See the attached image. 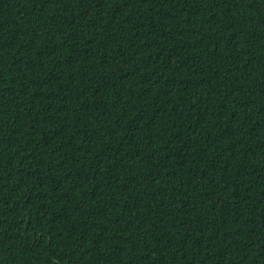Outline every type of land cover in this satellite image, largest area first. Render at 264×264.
I'll use <instances>...</instances> for the list:
<instances>
[{
    "label": "trees",
    "instance_id": "obj_1",
    "mask_svg": "<svg viewBox=\"0 0 264 264\" xmlns=\"http://www.w3.org/2000/svg\"><path fill=\"white\" fill-rule=\"evenodd\" d=\"M0 264H264V0H0Z\"/></svg>",
    "mask_w": 264,
    "mask_h": 264
}]
</instances>
